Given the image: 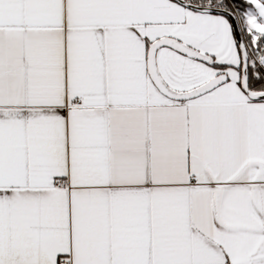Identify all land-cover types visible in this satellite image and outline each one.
Masks as SVG:
<instances>
[{
  "label": "snow or ice",
  "instance_id": "1",
  "mask_svg": "<svg viewBox=\"0 0 264 264\" xmlns=\"http://www.w3.org/2000/svg\"><path fill=\"white\" fill-rule=\"evenodd\" d=\"M0 264H264V0H0Z\"/></svg>",
  "mask_w": 264,
  "mask_h": 264
}]
</instances>
